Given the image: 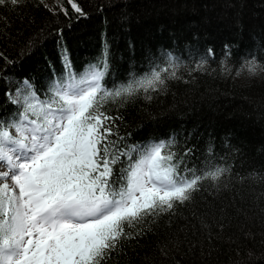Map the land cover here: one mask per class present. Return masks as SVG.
I'll return each instance as SVG.
<instances>
[{"label": "trees", "instance_id": "1", "mask_svg": "<svg viewBox=\"0 0 264 264\" xmlns=\"http://www.w3.org/2000/svg\"><path fill=\"white\" fill-rule=\"evenodd\" d=\"M73 2L86 15L69 0L0 7V122L19 120L23 81L41 100L69 82L64 49L76 79L106 58L108 90L168 68L155 91L105 103L120 117L112 139L165 142L181 170L224 172L172 213L126 227L142 234L106 264H264V0Z\"/></svg>", "mask_w": 264, "mask_h": 264}, {"label": "snow or ice", "instance_id": "2", "mask_svg": "<svg viewBox=\"0 0 264 264\" xmlns=\"http://www.w3.org/2000/svg\"><path fill=\"white\" fill-rule=\"evenodd\" d=\"M21 3L0 0V7ZM61 55L69 82H56L41 100L23 81L13 100L23 103L19 120L0 122V168L7 169L0 172V264H106L122 238L142 234L126 227L172 213L203 180L224 172L181 170L165 142L120 147L112 139L120 117L103 111L105 103L155 91L168 68L108 90L106 58L76 79L67 50ZM255 69L253 62L248 70Z\"/></svg>", "mask_w": 264, "mask_h": 264}, {"label": "rangeland", "instance_id": "3", "mask_svg": "<svg viewBox=\"0 0 264 264\" xmlns=\"http://www.w3.org/2000/svg\"><path fill=\"white\" fill-rule=\"evenodd\" d=\"M6 170H7L6 168H0V172L6 171Z\"/></svg>", "mask_w": 264, "mask_h": 264}]
</instances>
